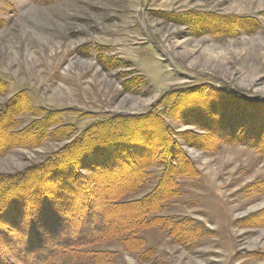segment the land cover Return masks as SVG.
<instances>
[{"label": "rangeland", "instance_id": "obj_1", "mask_svg": "<svg viewBox=\"0 0 264 264\" xmlns=\"http://www.w3.org/2000/svg\"><path fill=\"white\" fill-rule=\"evenodd\" d=\"M184 13L250 18L259 25L250 34L214 37L161 17ZM110 57L131 63L144 78L139 94L121 88L131 68L102 69ZM0 79L7 83L0 107L24 91L33 107L66 112L62 123L78 132L103 117L146 113L164 94L192 87L264 100V0H0ZM166 123L177 134L198 132ZM65 143L13 150L0 159V174L38 164ZM183 151L200 177L183 180L184 195L159 215L189 217L213 237L188 250L148 230L142 235L147 260L128 255L118 243L92 248L116 253L112 264H264V227L237 224L264 209V193L245 197L264 183V158L237 145H221L215 153ZM123 166L117 170L127 171ZM155 182L126 200L141 199ZM251 183L256 185L243 190Z\"/></svg>", "mask_w": 264, "mask_h": 264}, {"label": "trees", "instance_id": "obj_2", "mask_svg": "<svg viewBox=\"0 0 264 264\" xmlns=\"http://www.w3.org/2000/svg\"><path fill=\"white\" fill-rule=\"evenodd\" d=\"M161 17L196 35L214 37L250 34L259 25L250 18L200 13ZM100 65L105 72L131 68L121 83L124 93L137 95L145 85L127 61L110 57ZM6 91L7 83L0 79V97ZM64 114L33 107L24 91L0 107V159L16 149L67 142L38 164L0 174V264H112L116 253L92 248L109 242L146 259L142 235L148 230L193 249L213 232L189 217L159 215L167 203L184 195L183 180L200 177L183 146L215 153L221 145H237L264 158V100L218 94L204 86L169 92L146 113L103 117L82 132L62 123ZM166 120L198 132L177 134ZM123 165L127 171L119 172ZM154 181L141 199L126 200ZM263 193L260 183L245 197ZM238 223L245 229L264 227V209Z\"/></svg>", "mask_w": 264, "mask_h": 264}]
</instances>
